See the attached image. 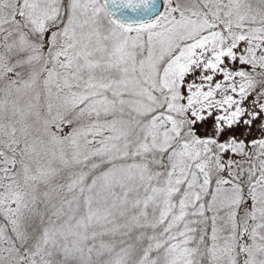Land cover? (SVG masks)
I'll return each mask as SVG.
<instances>
[{
  "label": "snow or ice",
  "instance_id": "6c2138e0",
  "mask_svg": "<svg viewBox=\"0 0 264 264\" xmlns=\"http://www.w3.org/2000/svg\"><path fill=\"white\" fill-rule=\"evenodd\" d=\"M0 264H264V0H0Z\"/></svg>",
  "mask_w": 264,
  "mask_h": 264
}]
</instances>
